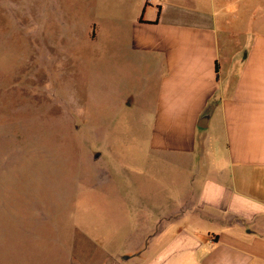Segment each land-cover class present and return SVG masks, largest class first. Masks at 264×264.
Wrapping results in <instances>:
<instances>
[{
    "label": "crops",
    "instance_id": "0c3cea01",
    "mask_svg": "<svg viewBox=\"0 0 264 264\" xmlns=\"http://www.w3.org/2000/svg\"><path fill=\"white\" fill-rule=\"evenodd\" d=\"M118 8L131 30L116 99L142 112L137 134L163 178L132 185L131 214L113 229L85 231L100 258L84 264H264V0Z\"/></svg>",
    "mask_w": 264,
    "mask_h": 264
},
{
    "label": "rangeland",
    "instance_id": "374dc122",
    "mask_svg": "<svg viewBox=\"0 0 264 264\" xmlns=\"http://www.w3.org/2000/svg\"><path fill=\"white\" fill-rule=\"evenodd\" d=\"M120 16L118 0H0V264L98 261L85 231L113 229L132 185L163 178L142 112L116 99Z\"/></svg>",
    "mask_w": 264,
    "mask_h": 264
},
{
    "label": "water",
    "instance_id": "95a60500",
    "mask_svg": "<svg viewBox=\"0 0 264 264\" xmlns=\"http://www.w3.org/2000/svg\"><path fill=\"white\" fill-rule=\"evenodd\" d=\"M209 117H210V112L209 111H205L200 117L198 126L206 127L207 124H208Z\"/></svg>",
    "mask_w": 264,
    "mask_h": 264
}]
</instances>
